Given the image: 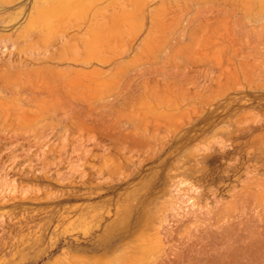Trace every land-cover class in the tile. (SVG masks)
Segmentation results:
<instances>
[{
    "label": "rangeland",
    "instance_id": "1",
    "mask_svg": "<svg viewBox=\"0 0 264 264\" xmlns=\"http://www.w3.org/2000/svg\"><path fill=\"white\" fill-rule=\"evenodd\" d=\"M158 1L0 0V264H264V0Z\"/></svg>",
    "mask_w": 264,
    "mask_h": 264
},
{
    "label": "bare ground",
    "instance_id": "2",
    "mask_svg": "<svg viewBox=\"0 0 264 264\" xmlns=\"http://www.w3.org/2000/svg\"><path fill=\"white\" fill-rule=\"evenodd\" d=\"M81 1V0H80ZM135 1V0H134ZM143 1V0H142ZM159 1H161V0H159ZM158 1V2H159ZM168 1V0H167ZM166 1V2H167ZM75 2V1H74ZM76 2H78V1H76ZM84 2V1H83ZM119 2V1H118ZM124 2V1H123ZM164 2V1H163ZM179 2V1H178ZM184 2V1H183ZM64 3H65V9L66 8H72V2H70V1H64ZM78 3H80L81 4V2H78ZM139 4V3H138ZM142 3H140V5H141ZM147 4V3H146ZM165 4V3H164ZM168 4H169V2H168ZM178 4V3H177ZM74 5V4H73ZM135 5V4H134ZM133 5V6H134ZM75 6H76V4H75ZM142 6V5H141ZM168 6V5H167ZM171 6V5H170ZM77 7H80V6H77ZM136 7V6H135ZM134 7V8H135ZM148 7V6H147ZM83 8V7H82ZM86 8V7H85ZM88 8V7H87ZM93 8V7H92ZM84 9V8H83ZM124 9V8H123ZM159 9V8H158ZM152 10V9H151ZM155 10V9H154ZM165 10V9H164ZM142 11V10H141ZM149 11V10H148ZM82 12V11H81ZM136 12H137V9H136ZM80 13V12H79ZM83 13H84V11H83ZM144 13V12H143ZM152 13V12H151ZM155 13V12H154ZM145 14H146V12H145ZM69 15V14H68ZM137 15H139V14H137ZM150 15V14H149ZM141 16V15H140ZM153 16V15H152ZM203 17V16H202ZM151 18V17H150ZM78 19V18H77ZM84 25V24H83ZM119 28V27H118ZM126 29V28H125ZM123 30V29H122ZM137 35V34H136ZM120 36V35H119ZM60 38V37H59ZM131 38V37H130ZM133 39V38H132ZM135 40V39H134ZM132 42V41H131ZM139 43V42H138ZM123 45V44H122ZM126 45V44H125ZM130 45V44H129ZM125 47V46H124ZM167 49V48H166ZM44 50V49H43ZM136 50V49H135ZM40 51V50H39ZM125 51V50H124ZM27 52V51H26ZM31 52V51H30ZM127 52V51H126ZM34 56V55H33ZM42 56V55H41ZM39 57V56H38ZM115 57V56H114ZM36 58V57H35ZM129 60V59H128ZM40 61V60H39ZM99 61V60H98ZM122 61V60H121ZM126 61H127V59H126ZM79 62V61H78ZM81 63V62H80ZM105 64V63H104ZM85 65V64H84ZM86 66V65H85ZM122 66V65H121ZM11 67V66H10ZM13 68V67H12ZM95 68V67H94ZM94 68H93V72H94ZM124 68V67H123ZM96 69V68H95ZM111 69V68H110ZM67 70V69H66ZM80 73H81V71H79ZM78 72V73H79ZM93 72H91V74L93 73ZM95 73H97V72H94L93 74H95ZM83 75H84V73H82ZM90 73H89V75H91ZM100 74V73H99ZM85 75H88V74H86L85 73ZM88 77H91V76H88ZM93 77V76H92ZM87 79V78H86ZM89 80H90V78H89ZM84 83H85V81H84ZM129 83V82H128ZM81 84V83H80ZM126 84V83H125ZM125 89V88H124ZM123 90V89H122ZM122 92V91H121ZM122 94V93H121ZM115 99V98H114ZM118 99V98H117ZM108 102V101H107ZM72 107V106H71Z\"/></svg>",
    "mask_w": 264,
    "mask_h": 264
}]
</instances>
